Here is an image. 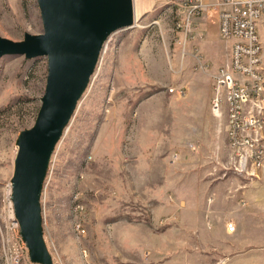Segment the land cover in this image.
Masks as SVG:
<instances>
[{"label":"rangeland","instance_id":"374dc122","mask_svg":"<svg viewBox=\"0 0 264 264\" xmlns=\"http://www.w3.org/2000/svg\"><path fill=\"white\" fill-rule=\"evenodd\" d=\"M130 1L131 24L102 42L46 158L37 203L50 264H264L253 209L255 190L264 189V129L256 137L262 163L251 166L248 155L242 166L227 105L212 104L232 62L235 38L218 31L230 5ZM257 29L263 69L264 14ZM42 32L37 0H0L1 38ZM47 75L46 54L0 57V264L11 263L6 194L17 141L35 123ZM259 103L264 115V90Z\"/></svg>","mask_w":264,"mask_h":264},{"label":"water","instance_id":"95a60500","mask_svg":"<svg viewBox=\"0 0 264 264\" xmlns=\"http://www.w3.org/2000/svg\"><path fill=\"white\" fill-rule=\"evenodd\" d=\"M43 32L12 41L0 37L4 55L48 56V75L34 125L18 145L12 199L33 261L50 264L40 233L39 182L50 148L69 116L107 35L131 24L130 0H37ZM25 229V233L23 232Z\"/></svg>","mask_w":264,"mask_h":264},{"label":"built area","instance_id":"2783aa9c","mask_svg":"<svg viewBox=\"0 0 264 264\" xmlns=\"http://www.w3.org/2000/svg\"><path fill=\"white\" fill-rule=\"evenodd\" d=\"M187 2L192 3V0L185 1L184 5ZM225 3H228L227 5H230L231 8L225 9L219 14L218 31L222 38H235V44L232 48L231 67L222 69L212 104L214 107H219L222 102L226 103L229 133L238 146L235 148V153L241 156L242 151L246 152L242 166L247 164L249 155V157H253L251 166L256 167L262 163L263 157L261 146L256 137L264 129L263 106L259 103V93L264 90V67L262 69L259 66L263 48L258 40L257 29L259 17L264 14V0H225ZM199 5H201L200 0ZM197 6L193 5L191 9ZM183 26L188 30L191 29L188 16H186ZM231 69L234 73L252 78L254 82L243 83V85L234 83L231 78L232 73L230 74ZM239 129L252 132L255 140L249 142L245 138H238ZM250 150L255 151V153ZM8 189L10 191L9 194H6L9 208L7 225L11 229V233L7 237V244L11 264H23L24 261H28L24 264H40L30 258L28 247L21 237L20 229L12 228V217H16V215L13 209L10 184ZM234 228L233 223L226 224L228 232L234 231Z\"/></svg>","mask_w":264,"mask_h":264},{"label":"crops","instance_id":"0c3cea01","mask_svg":"<svg viewBox=\"0 0 264 264\" xmlns=\"http://www.w3.org/2000/svg\"><path fill=\"white\" fill-rule=\"evenodd\" d=\"M224 43L229 44L227 46V55H228L230 49V42L225 41ZM122 53L118 54V56L119 57L123 56L124 54ZM216 66H215V70L217 68ZM253 209H254V218H255V229L256 232H259L262 231L264 228V189L263 188L260 189L258 188L255 190V194L253 198ZM257 248L260 249L262 252L264 251V245L257 246Z\"/></svg>","mask_w":264,"mask_h":264},{"label":"bare ground","instance_id":"6f19581e","mask_svg":"<svg viewBox=\"0 0 264 264\" xmlns=\"http://www.w3.org/2000/svg\"><path fill=\"white\" fill-rule=\"evenodd\" d=\"M131 16H132V13H131ZM133 16H134V13H133ZM24 141V137L23 136H20L19 138H18V141H17V143H18V145L20 144V143H22ZM9 191H10V189H8L7 190V194H9ZM8 201V200H7ZM14 205V204H13ZM7 206H8V204H7ZM7 221H8V216H7ZM12 228H19L20 229V224H19V221H18V219H17V217H12ZM20 233H21V229H20ZM21 237H22V234H21ZM22 239H23V237H22ZM26 243V242H25ZM6 258V257H5ZM10 259V258H9ZM7 261V260H6ZM10 262H11V259H10ZM11 264V263H10Z\"/></svg>","mask_w":264,"mask_h":264}]
</instances>
